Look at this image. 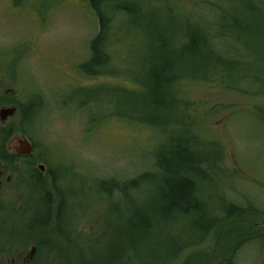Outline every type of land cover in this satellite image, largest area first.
<instances>
[{
    "label": "rangeland",
    "instance_id": "obj_1",
    "mask_svg": "<svg viewBox=\"0 0 264 264\" xmlns=\"http://www.w3.org/2000/svg\"><path fill=\"white\" fill-rule=\"evenodd\" d=\"M133 1L141 3L146 22L131 25L125 16L123 20L126 19L127 23L115 25V35L112 36L111 43L120 47L112 49V66L120 67L122 71L130 66L131 61L138 67L151 53V47L145 51H140L138 47L146 43L145 31L148 25L149 33H152L157 22L163 25L167 21L171 22L170 14L162 12L165 9L168 11L167 8H182L189 13L201 9L197 11L199 17L206 11L209 17H216L217 20L224 14L217 10L244 8L242 4L264 9V0ZM20 3L14 5L11 0H0V98L5 96L4 91L8 89L25 95L22 98L17 93V99L22 101H26L34 93L43 97L45 102L38 116V124L34 129L31 127L30 135L37 148L48 151L51 156L50 164H58L55 168L60 170L57 186L61 191L64 190L62 187L67 186L64 191L71 195V211L83 218L82 221L79 219L78 226L87 221V230L93 226L90 231L97 233L100 229L98 224L103 226L108 212L112 218L114 238L118 235L122 238L125 230L136 231L132 229V225L136 223L139 212H146L153 205L149 187L145 193L140 191V196L133 194L125 200L118 195L108 200L105 208L102 202L95 200L97 194L94 188L97 191V184L91 178L125 179L135 176L145 168L150 169V152L159 141L156 128L135 124L130 119L133 114L130 105L121 99L109 104L107 100L111 96L106 92L97 90L92 95L90 89L82 93L83 95H76L75 90L79 87H107V83L110 86H122L123 82L120 74L91 78L80 71L79 64L89 57L90 39L96 33L95 17L82 0H20ZM209 7L216 11L208 10ZM239 18L251 20L253 15L241 14ZM250 42L248 40L247 44L251 45L253 52L235 45L234 41H230L228 45H234L240 51L239 54L246 57L248 69L257 71L263 77L264 36ZM136 71L135 76L142 73L141 69ZM131 82L127 81L128 86L137 89ZM245 86L249 90L253 89L251 85ZM174 90L175 97L179 102L182 101L180 106L186 114L184 123L187 122L188 126L192 123L204 138L201 139L202 143L212 141L219 145L208 146L205 150L210 156H221V163L217 164L216 170L220 175L214 176L215 166L208 164L207 176L198 180V195L204 206L206 205L208 213L216 216L224 209V215L219 216L224 220L228 204L233 202L246 209L254 208L256 213H260V216H251L250 219L253 222L255 217H261L253 225V231L262 228L264 122L259 115L260 109H264V95L245 94L227 89L218 83L189 78L177 81ZM75 97L84 102L85 106L77 107ZM116 109L130 118L109 112ZM179 114L177 111L176 116ZM18 121V117H13L6 123ZM63 165H67L68 169H64ZM30 189L32 190L31 187ZM6 191L1 198L0 228L12 238L21 240L23 235L26 237L30 233L27 226L29 219L36 214L44 215V202L38 201L39 193L38 197L31 193L33 198L26 201V188L20 187L16 178ZM33 201H37L35 213L32 212L33 205L30 212L27 208L24 212L25 203L33 204ZM124 209L130 212L121 215ZM118 210L120 213L116 215ZM194 216L195 214H191L186 222L173 229L171 222L162 223L151 233L147 249L161 247L164 237L168 244L174 239L179 243L188 240L189 235L182 234L192 230L196 219ZM73 221L74 219L69 224L66 223L68 230L74 227ZM179 233L182 235L180 238L176 237ZM109 234H112L111 231ZM190 237L192 241L195 240L197 232ZM214 239L215 232L210 230L201 243L182 250L169 264H182L191 251H205L209 256L215 246ZM28 245L19 242L14 246L28 250ZM103 249L104 247L101 250L98 248L94 253H100ZM232 258L235 264H264V240L248 241Z\"/></svg>",
    "mask_w": 264,
    "mask_h": 264
},
{
    "label": "trees",
    "instance_id": "obj_2",
    "mask_svg": "<svg viewBox=\"0 0 264 264\" xmlns=\"http://www.w3.org/2000/svg\"><path fill=\"white\" fill-rule=\"evenodd\" d=\"M82 1L95 17L96 33L90 39L89 57L79 64L80 71L91 78L120 74L126 84L122 82V86H110L111 84L107 83V87L99 88L79 87L75 90L76 95H83L82 93L91 89L92 95L97 90L108 93L111 96V99L107 100L109 104L121 99L130 105L133 112L131 118L117 109L109 112L130 118L138 126L143 124L156 128L157 139L159 138L152 149L153 153L150 152V169L145 168L135 176L125 179H99L92 176L91 181L97 184V191L93 187L97 194L94 198L106 208L108 200L118 195L125 200L133 194L140 196V191L145 193L149 187V196H153L154 203L146 212H139L136 223L132 225V229L136 231L127 229L122 238L119 235L114 238L112 218L108 212L103 226L98 224L99 232H91L93 226L88 231L87 221L81 222L83 225L79 227L81 217L71 211L72 202H67V210L63 199L58 201L55 194L51 198L50 184L41 182L38 187H33L32 191L39 193L38 201L44 202L42 210L45 213L43 216L33 215L27 222L30 236H33L31 242L36 246L32 264H169L182 250L201 243L210 230L215 232V246L211 254L207 256L205 251H191L181 263L235 264L232 256L235 257L241 246L253 239L264 240V223L262 228L253 231V225L257 224L261 217H255L253 222L250 219L251 216L261 214L256 213L254 208L246 209L232 201L228 204L224 220L219 218L224 209L216 216L208 213L206 205L204 206L198 195V180L207 176L208 164L215 166L214 176L220 175L216 170L217 164L221 163V156H210L205 150L208 146L219 145L212 141L202 143L201 139L204 138L192 123H189V126L187 122L184 123L186 114L180 106L182 101L179 102L175 97L174 85L177 81L189 78L218 83L227 89L245 94L264 95V76L260 77L257 71L248 69L246 57L240 55L234 45H228L230 41H234L235 45L253 52L247 41L252 43L263 38L264 9L242 4L244 8L217 10L224 13L217 20L216 17H209L206 11L199 17L197 11L201 9L189 13L182 8H167L168 11L165 9L162 12L170 14L171 22L167 21L166 25L157 22L152 33H149L148 25L145 31L146 43L138 47L140 51L151 47V53L138 67L131 61L130 66L122 71L120 67L112 66V49L120 47L111 43L112 36L115 35L113 30L117 23H127L126 19L123 20L125 16L131 25L145 23V10L140 2L133 0ZM11 2L14 5L21 4L20 0ZM210 9L212 12L216 11L209 7L208 10ZM249 13L253 15L251 20L239 18L241 14ZM120 19L122 22H119ZM137 69H141L142 73L135 76ZM128 80L138 88L129 87ZM245 85H251L254 90H249ZM35 95L27 98L25 104L17 102L23 113L19 124L0 126V161L9 166L11 171L17 170L14 167L16 156L7 152L4 142L16 131L29 133L30 127L27 124H30L33 118L29 113L30 108L37 109L38 113L45 102L41 95ZM1 101L0 98V104ZM75 103L77 107L85 106V103L76 97ZM177 111L180 114L176 116ZM259 118L264 122V109H260ZM161 124L162 127H159ZM33 142L36 146L34 139ZM48 166L51 167L50 164ZM54 186L61 191L56 182ZM136 199L138 200V197ZM36 202L25 203L23 211L26 212L27 208L30 212L33 205L32 212L35 213ZM135 210L136 208L132 210V215ZM129 212L130 210L124 209L121 215ZM119 213L118 210L116 215ZM70 214L74 216L71 217ZM191 214H195L196 218L192 230L182 234H188V240L179 243L174 239L168 244L164 237L161 247L147 249L151 233L162 223L171 222V229L177 228L186 222ZM73 219L74 227L68 230L66 223L69 224ZM110 231L112 234H109ZM147 232L149 234L146 235ZM194 232H197V237L192 241L190 236ZM182 235L179 233L176 237L180 238ZM102 247L104 249L100 253H94Z\"/></svg>",
    "mask_w": 264,
    "mask_h": 264
},
{
    "label": "flooded vegetation",
    "instance_id": "obj_3",
    "mask_svg": "<svg viewBox=\"0 0 264 264\" xmlns=\"http://www.w3.org/2000/svg\"><path fill=\"white\" fill-rule=\"evenodd\" d=\"M17 93L22 95L20 92H14L12 89H8L4 91L5 96L2 97L1 101V108H12L14 109V113L11 116L6 117L5 119H0V126L8 125L12 122L6 123V121L13 117H18L19 121L17 122L19 124L21 118H22V112L20 110V106L17 102L25 104L27 101H22L17 99ZM36 93L30 95V98L35 95ZM16 99V100H13ZM36 100V99H35ZM36 107V106H35ZM36 110L30 108L29 113L32 115L30 119V124H27L30 127V131L32 128L34 129L37 126L38 122V116L40 114V109L38 113ZM29 121V119H28ZM13 124V123H12ZM16 124V123H15ZM32 127V128H31ZM30 131H28L30 133ZM26 133L25 131H16L11 136H9L6 141L4 142L5 149L8 153H11L16 156V161L14 162V167L17 168L15 171H11L9 166H7L5 163L0 161V210L2 209V202L1 198L2 195H5L7 193L6 189L11 184V182H14L15 178L18 179L20 183V187L26 188L27 194H26V201L30 200V198H33L31 196V193L38 194L36 191H32L30 189L33 187H38V185L41 182L49 183L52 187V191L50 192L51 198L55 196L58 198V201L63 199L65 201V207H67V202H71V195L68 194L65 190L67 187H62L64 189L63 191H59L55 188L54 184L57 183L58 178L60 177V174L57 169V163L54 165L50 164L51 156L48 153V151L44 149H39L35 146V143L33 142L32 136ZM27 140L30 144V148H27L26 141ZM1 144V142H0ZM59 161V158L57 159ZM64 162V161H61ZM60 162V163H61ZM65 163V162H64ZM48 164L51 165V167L48 166ZM64 169H67V165H63ZM57 179V180H56ZM29 185V186H28ZM30 189V190H29ZM59 193V196L57 194ZM21 196V195H20ZM38 197V195H37ZM68 210V207H67ZM11 215V214H8ZM10 218V217H5ZM4 228V226H1ZM23 235L21 237V240L12 238L8 235V232H4L0 228V264H32L33 260H26V254L28 250L19 249L18 247H15L14 245L23 243L28 245L30 248L35 247V254H36V246L31 242L33 241V236H30V233L27 234L26 237ZM24 237V238H23ZM35 257V255H34Z\"/></svg>",
    "mask_w": 264,
    "mask_h": 264
},
{
    "label": "water",
    "instance_id": "obj_4",
    "mask_svg": "<svg viewBox=\"0 0 264 264\" xmlns=\"http://www.w3.org/2000/svg\"><path fill=\"white\" fill-rule=\"evenodd\" d=\"M13 113H14V109H12V108H1L0 109V119H5L6 117L11 116ZM25 141H26V143H24V144H26L27 148H30L31 146H30V144H28L29 142L27 140H25ZM34 253H35V247L33 246L27 252L25 259L31 260L34 256Z\"/></svg>",
    "mask_w": 264,
    "mask_h": 264
}]
</instances>
